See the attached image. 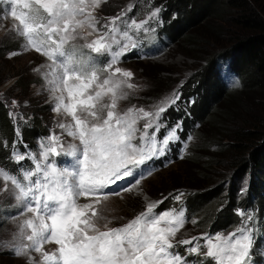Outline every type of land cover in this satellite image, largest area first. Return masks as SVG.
Listing matches in <instances>:
<instances>
[{
	"label": "snow or ice",
	"instance_id": "6c2138e0",
	"mask_svg": "<svg viewBox=\"0 0 264 264\" xmlns=\"http://www.w3.org/2000/svg\"><path fill=\"white\" fill-rule=\"evenodd\" d=\"M6 2L22 6L19 13L12 7L10 15L19 22L12 30L26 39V49H34L52 61L44 67L49 90L56 100L53 110L57 113L63 110L72 121L58 126L79 140V145L69 144L63 150V142L53 134L47 143L42 142L40 159L35 154L25 157L13 153L17 162L28 158L35 165L34 169L23 171L20 178L0 168V179L5 181L0 191H7L10 182L13 198L24 210L22 214H34L19 226L20 242L11 246L13 254L27 257L28 264H189L186 256L175 251L179 244L193 245L187 249L189 254L202 255L213 264H251L254 234L249 222L253 217L244 211L238 212L244 219L232 232L205 235L201 245V238L197 237L173 242L184 226L185 216L182 210L174 209L155 213L154 209L162 201L148 204L144 212L116 228H109L111 221L95 207L101 203L99 199L94 203H79L81 197L104 194L111 185L132 176L147 160L162 154L169 141L178 139L173 130L158 147L155 133L147 132L148 128L159 130L156 121L166 111L165 102L153 112L135 106L118 111L119 101L128 96L127 89L136 86L129 83L133 73L115 65L136 46L131 33L144 28L147 20L125 21L121 30L119 22L131 11L130 5L107 18L102 26L105 31L101 32L97 28L100 21L94 13L107 0ZM157 15L158 10H154L149 19ZM85 26L91 29L88 35L95 32L97 38L81 46L70 44L78 37L84 38L78 30ZM66 45H69L67 49ZM83 48L99 55L107 54L110 59L100 67L91 56L84 58ZM73 78L78 83L69 85L68 81ZM58 90L67 92L68 103L64 95H55ZM140 119L145 120L143 131L136 126ZM137 139L140 143H135ZM58 146L63 151H58ZM53 155L71 157L76 167L61 168L51 161ZM142 178L141 175L136 179L133 187ZM123 190L131 191V188ZM182 195L175 199L179 201ZM101 220L105 221L103 227ZM25 240L31 243H24ZM49 242L58 246L56 251L44 250V244ZM202 247L206 249L203 253ZM31 252L40 253L41 261H35Z\"/></svg>",
	"mask_w": 264,
	"mask_h": 264
},
{
	"label": "trees",
	"instance_id": "16d2710c",
	"mask_svg": "<svg viewBox=\"0 0 264 264\" xmlns=\"http://www.w3.org/2000/svg\"><path fill=\"white\" fill-rule=\"evenodd\" d=\"M260 1L126 0L113 10H105V7L101 10L105 17L102 21L104 23L107 18L116 16L131 5V11L119 22L123 29L125 21L147 20L146 29L157 27V33L165 34L171 42L181 41L182 45H186L200 57L194 89L201 94L200 98L190 106L183 103L179 105L180 107L163 112L158 122L165 126L163 128L159 126L155 133L159 136L158 141L162 142L168 135L163 129L171 130L175 125H179L178 139L169 141L163 153L156 156L154 162L161 163L172 159V164L179 165V174L166 172L165 175L172 176V179L164 185L153 187L150 191L154 197L165 194L158 198L160 199L175 190L184 189L183 196L187 198L189 214L194 213L198 218V222L185 235L202 234L207 230L212 234L224 230L227 234L228 227L234 226L237 219L235 208L239 204L253 201L259 208L260 217L264 222V115L251 116L250 110L254 108L244 105L241 101L242 91L250 93V90L258 89L260 97L255 106H260L264 112V5H261ZM154 6H160L163 11L159 16L149 19L148 14ZM237 11L239 12L236 13ZM174 12H178V15L175 16ZM223 14H227L228 18L222 19ZM221 21L223 22L220 23ZM207 32L214 39H220L222 35L232 36L233 50L230 55L228 52L217 53L204 49L202 46L206 45L204 37ZM141 33L142 29L132 32L131 35L137 38ZM8 49L11 51L16 49L15 42L9 41L0 46V61L6 58L5 53ZM107 57L106 54L105 58ZM128 58L125 56L120 60ZM223 58L230 59L232 67L240 73L241 91L229 90L223 85L219 77V62ZM4 77L5 80L10 78V72L4 70L0 64V83ZM17 84L21 92L16 94L9 92V97L21 104L20 97L27 94L31 81L21 73ZM162 86L146 94V97L156 96L153 99L155 101L171 90L173 82L168 85L166 82ZM194 91L190 88L189 94ZM1 97L0 93V165L18 171L22 163L32 164L33 161L26 158L17 162L13 158V142L4 147V142L10 141L13 136V125L8 117V111L13 107H9V101L5 100L7 96H4V99ZM223 101L226 102L224 108L221 107ZM42 108L30 107L29 112L23 108L21 114L16 113L25 124L24 135L22 140L18 141V147L23 152L27 145L35 151L37 157L42 151V148L38 147L37 139L49 135V128L45 125L50 120L49 115L46 116ZM238 112L239 117L244 119V126L235 121L234 116ZM253 117L256 118L251 120ZM206 119V126L199 133L194 127L197 123L203 125ZM140 120L141 124L145 122ZM207 126L209 129L205 132ZM194 134L196 138L199 137V142H190L186 148L189 149L188 154H184V145ZM159 142L158 147H161L162 144ZM56 159L54 155L51 157L52 162ZM245 173H252L250 195L238 200L239 185ZM204 251L206 249L202 247V253ZM182 253L187 260H193L197 264H210V259H204L202 255L189 254L187 249H183Z\"/></svg>",
	"mask_w": 264,
	"mask_h": 264
},
{
	"label": "rangeland",
	"instance_id": "374dc122",
	"mask_svg": "<svg viewBox=\"0 0 264 264\" xmlns=\"http://www.w3.org/2000/svg\"><path fill=\"white\" fill-rule=\"evenodd\" d=\"M126 0H107L106 3H103L100 5L99 8L96 9L94 15L101 14V15H95L100 23L97 25V28L101 26L103 23L102 21L105 19V17L102 15L101 10L103 7H105V10H113L117 8L121 3H124ZM261 5H264V0L260 1ZM255 5V4H254ZM235 12V10H232ZM230 12V10H228ZM237 11L236 13H238ZM176 15H178V12H175ZM228 18L227 14H223L222 19ZM215 22L217 23L218 20L216 19ZM221 21L220 23H222ZM13 25H16V20L9 16H3L0 13V46H2L3 43H7L9 41L15 42L16 49H13L12 51L10 49L7 50L5 53L6 58H3V60L0 61V64L3 66V69H7L10 72V78L5 80V77L3 80H1L0 83V93L2 94L3 98L4 96H7L8 98L5 99L6 101H9V107H13L17 109L20 112H23V108L29 112L28 108L34 107V108H42L43 112L46 113V116L49 115V121L45 123L46 127L49 128V134L50 136L52 134H55L57 137L60 138V140L63 142L65 149L67 148V145L69 144H76L79 145V140L74 139L70 136H68L66 133L63 132V130L58 126L60 123H71V117L66 115L63 110L60 113H57L54 111V107L56 104V100L54 99V94L51 92L50 85L45 77V72L47 69L44 67L45 65H50L52 62L46 58L41 53L36 52L34 49H26V39L19 35L18 32L13 31ZM18 26V25H17ZM124 30V29H121ZM80 32V36L84 38H77L73 43H83L86 41H91L95 38H97V34L93 32L92 35H88V32L91 31L90 28L85 26L83 29L78 30ZM101 32L105 30H100ZM233 40L232 36H221L220 39L213 38L211 34L208 32L206 33L204 37V41L206 42V45L202 46L204 49H210L212 51H216L217 53H227L230 55V52L233 50V46L231 41ZM150 50L147 51V55L141 56L136 61H127V60H120V62L115 65V67H120L122 69L131 71L133 73V77L129 79V83L134 84L136 87L133 89H127L128 96L126 99H123L119 101L118 104V111L123 112L127 110L129 107L135 106L136 108H144L146 111L153 112L156 109V105L150 106L149 110L147 108V104H149L153 99H155L156 96H147L146 94L155 91L161 87L162 85H167L171 82H173V86L171 89H173L174 93L173 95H180L181 92H184L186 85H193L195 88V74L197 73V69L200 66V57L197 53H193L190 51V49L186 45H182L181 41H175V43L167 45L165 48L160 50V52L156 55H153L158 50L155 48H149ZM13 53H17L16 55H12ZM152 55V56H151ZM160 55V56H159ZM156 56H159L158 58H154ZM198 65V67H197ZM101 67H104V65H101ZM39 68L40 71H36V69ZM229 63L226 62L224 64V70L225 74H229ZM21 73L23 77H27L29 81H31V85L27 91V94H24L20 97L22 103L18 104L17 100L14 98L9 97L10 93L21 92V88L17 84L18 78L21 77ZM166 77V78H165ZM73 83H78V81H75V78L68 81L69 85H72ZM192 88V87H190ZM188 89V94L189 90ZM242 90V84H237L236 87L233 89V91ZM193 91V89H192ZM260 91L258 89L250 90V93H247V91H242V99L241 101L244 103V105H249L251 108H254V110H250L251 116L260 117L264 115V112L261 111L260 106H255L256 103L259 101L260 94H258ZM198 93V96L196 97H190L191 95H195ZM171 94V93H170ZM191 94V95H190ZM188 98V101L186 103V106H190L191 102H194V99H199L201 94L196 90L193 93H190ZM56 96L64 95L65 96V103H68L67 100V92L66 91H56ZM169 95V94H168ZM177 97V96H176ZM4 99V98H3ZM224 102V101H223ZM221 103V107H225V103ZM240 112L236 113L235 121L237 120L239 124H242L244 126V119L239 117ZM250 116V117H251ZM256 117L251 118V120L255 119ZM139 121L137 122V128L141 129L144 127L145 122L140 124L138 126ZM207 119L205 120L204 124L197 123L195 126L196 130H199V133L201 130L204 129L206 126ZM200 128V129H199ZM209 127L207 126L205 128V132L208 131ZM49 136V137H50ZM193 140V137L191 136L189 138V141L191 142ZM194 142H199V137H194ZM135 143H140V141L137 140ZM250 145V143L248 144ZM255 145V144H253ZM58 146V151H63ZM185 151V150H184ZM183 151V152H184ZM64 157V156H63ZM152 159V158H151ZM150 160V159H149ZM147 160V161H149ZM183 160V159H182ZM181 160V161H182ZM146 161V162H147ZM145 162V163H146ZM71 164L70 161L66 162L65 167H68ZM178 164H170L168 161H166L164 164L160 165H152L147 167L146 169L142 170L141 173L134 177L132 182H128L123 188L117 191H106L104 194L107 195V199H104V194L96 196V195H89L86 197H81L79 200L80 204L89 203V202H95L97 199L101 201L100 204L95 205V207L98 208L99 212L105 216L108 220L111 221V223L108 225L109 228H116L120 227L122 225L127 224L131 219L136 217L141 212H144L147 208V205L150 203H156L155 200H157L159 197H162L165 194H162L161 196H151V189L153 187H158V185H164L168 183L172 176L165 175L166 172L169 171L172 174L174 172L176 174H179V165ZM141 175L143 178L141 179V182L139 185H136L133 187L134 182L136 179L140 178ZM248 181V178H246L242 186L244 187ZM242 182V181H241ZM241 185V183H240ZM5 187V181L3 179H0V190L4 189ZM125 187L131 188V191H124L123 189ZM10 194L12 195V187L11 184L9 186ZM184 189H178L175 190L180 192ZM7 191H0V198L3 199V201L6 200L4 197L7 194ZM154 192V191H153ZM114 193H119L114 194ZM169 193L168 195H170ZM166 195V196H168ZM9 202V201H8ZM7 203V202H4ZM13 203L17 204V202L14 200ZM9 204V203H7ZM6 205L2 203L0 205V264H28V258L27 257H17L13 254L11 246L13 244L19 243V226L22 224L23 221L33 218V213H26L22 214V212H19L17 216H6V213L4 210L6 209ZM139 208V209H138ZM186 210V209H185ZM196 218L193 219V221ZM5 220V222H4ZM192 221V222H193ZM105 221L101 220L100 226L103 227ZM50 223V221H49ZM192 223L190 221L185 220L184 226L181 228V231L179 233L180 237L185 236V233L190 231L192 229ZM26 232H30V229H26ZM195 237V236H194ZM174 242V241H173ZM24 243H31L29 241H24ZM176 243V242H174ZM50 245V246H49ZM46 251L48 252H54L57 249V245L54 246V242H49L47 244ZM54 246V247H53ZM31 256L35 259V261L40 262L41 261V254L36 252H31Z\"/></svg>",
	"mask_w": 264,
	"mask_h": 264
},
{
	"label": "clouds",
	"instance_id": "9594fccd",
	"mask_svg": "<svg viewBox=\"0 0 264 264\" xmlns=\"http://www.w3.org/2000/svg\"><path fill=\"white\" fill-rule=\"evenodd\" d=\"M96 14H97V13H96ZM97 15H101V14H97ZM173 43H175V42H171L170 44L173 45ZM159 56H160V55H159ZM159 56H158V57H159ZM158 57H157V58H158ZM152 59H155V58H152ZM131 61H133V60H131ZM134 61H136V60H134ZM129 62H130V61H129ZM226 62L229 63V67H230V69L236 71V73H239L235 68L232 67V61H231L230 59H226V58L221 59V61L219 62V71H220V68L223 67L224 64H225ZM239 74H240V73H239ZM241 78H242V77H241ZM190 87H192V89H193V91H194L195 87H194L193 85H191V84L186 85L184 92H181V94H180L182 98H183V96H184V97H186L187 100H188L189 96L191 95V94H190V95L188 94V89H189ZM172 90H173V89H171L170 91H172ZM231 90H233V89H231ZM170 91H168L167 93H169ZM194 92H195V91H194ZM193 96L196 97V94L193 95ZM197 96H198V94H197ZM195 101H196V99H195ZM195 101H194V102H195ZM186 102H187V101H186ZM246 178H248V181H247L246 185L243 187V186H242V183H243V181H244ZM251 186H252V173H245L244 176L242 177V182H241V185H239V190H238V193H237V194H240V195L242 194L243 198L248 197V196L250 195V192H249V191H250V189H251ZM245 187H247V191H246L245 193H243L242 191H243V189H244ZM177 192H178V191H177ZM186 205L188 206V209H189V211H190V208H189V205H188L187 201H186ZM243 206H251V207H255L256 209H258V214H259V208L256 206V204H255L254 201H253L252 203H244ZM259 216H260V214H259ZM194 218H196V219L193 221ZM260 218H261V217H260ZM261 220H262V218H261ZM187 221H190V222L192 223V225H194V224H196V222H198V218H197L196 214L193 213V214L190 215V218H189ZM192 221H193V222H192ZM232 227H233V225H231V226L228 227V228H229V232L231 231ZM221 231H224V230H221ZM207 232H209V230L205 231V232L202 233V234H205V233H207ZM229 232H228V233H229ZM202 234H196V235H202ZM192 235H194V233H193V234H190V235H185V236H183V237H189V236H192Z\"/></svg>",
	"mask_w": 264,
	"mask_h": 264
},
{
	"label": "bare ground",
	"instance_id": "6f19581e",
	"mask_svg": "<svg viewBox=\"0 0 264 264\" xmlns=\"http://www.w3.org/2000/svg\"><path fill=\"white\" fill-rule=\"evenodd\" d=\"M10 145V141H5L4 142V147H8Z\"/></svg>",
	"mask_w": 264,
	"mask_h": 264
}]
</instances>
